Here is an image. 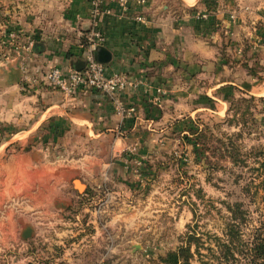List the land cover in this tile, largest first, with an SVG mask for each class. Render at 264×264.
<instances>
[{"label":"crops","instance_id":"0c3cea01","mask_svg":"<svg viewBox=\"0 0 264 264\" xmlns=\"http://www.w3.org/2000/svg\"><path fill=\"white\" fill-rule=\"evenodd\" d=\"M110 8L100 22L111 54L105 66L138 82L120 96L133 112L120 113L99 90L68 96L45 80L53 66L83 67L88 0L38 1L32 46L0 66V121L20 123L0 143V200L13 201L5 215L23 216L19 236L29 227L32 238L42 219L60 218L79 192L75 180L84 190L112 186L141 169L175 115L218 102L225 110L229 87L264 96V0H128Z\"/></svg>","mask_w":264,"mask_h":264},{"label":"rangeland","instance_id":"374dc122","mask_svg":"<svg viewBox=\"0 0 264 264\" xmlns=\"http://www.w3.org/2000/svg\"><path fill=\"white\" fill-rule=\"evenodd\" d=\"M38 1L0 0V42H5L0 45V66L22 42L33 41ZM238 92L235 87L223 91L225 110L218 102L212 110L175 115L174 124L164 130V141L158 148L152 145L155 152L147 164L119 175L115 185L107 181L83 187L60 218L47 223L42 219L40 232L32 238L25 237L31 234L29 227L19 236L23 216L5 215L13 201L1 198L0 264H156L181 243L186 231L211 244L212 235H222L229 216L226 204L234 202H240L245 218L241 230L249 238L264 216L263 192L257 188L264 177V96L250 100V94ZM234 114L236 122L225 121ZM12 120L0 121V143L18 128L20 123ZM191 127L202 128L203 140L211 145L213 136L223 140L233 135L245 163L232 164L222 148L206 149L196 160L184 138L191 136ZM208 160L221 168L213 170ZM10 223L16 226L11 233Z\"/></svg>","mask_w":264,"mask_h":264},{"label":"trees","instance_id":"16d2710c","mask_svg":"<svg viewBox=\"0 0 264 264\" xmlns=\"http://www.w3.org/2000/svg\"><path fill=\"white\" fill-rule=\"evenodd\" d=\"M248 99L254 100L255 98L250 95ZM237 120L235 114L225 119L228 123ZM187 132L191 136L185 135L184 138L192 146L196 160L200 159V155L206 149L215 151L222 148L229 154L225 158L232 164L245 163L244 158L238 153L237 145L232 140L233 135L224 134L226 136L223 140L213 136L215 145H211L203 140L205 134L202 128L191 127ZM207 163L213 170L221 168L218 162L208 160ZM261 164L264 165V161ZM257 188L263 192L262 201L264 202V177L259 180ZM240 206V202L226 204L229 216L224 221L222 235H212L211 244H206L195 231H186L181 243L175 249H170L164 255L159 256L156 264H194V260H197L199 264H264V216L259 220L251 236L245 239L241 230V223L245 218Z\"/></svg>","mask_w":264,"mask_h":264},{"label":"built area","instance_id":"2783aa9c","mask_svg":"<svg viewBox=\"0 0 264 264\" xmlns=\"http://www.w3.org/2000/svg\"><path fill=\"white\" fill-rule=\"evenodd\" d=\"M89 1V26L85 33L84 65L81 69L64 70L59 66L51 67L45 74V80L54 88L65 95L71 96L79 91L99 90L108 95L117 111L124 113L133 112V108L124 107L120 96L130 86H137L138 82L131 80L121 72L108 73L104 63L95 59L94 52L104 45L105 35L101 30L100 22L104 16L111 14V3H118L125 7L128 0H88ZM139 3L144 0H137ZM142 21L143 17H136ZM11 33V39L15 38ZM5 42H0V45ZM33 41L24 43L21 48L30 49ZM20 48V49H21ZM6 58H8L6 56Z\"/></svg>","mask_w":264,"mask_h":264},{"label":"water","instance_id":"95a60500","mask_svg":"<svg viewBox=\"0 0 264 264\" xmlns=\"http://www.w3.org/2000/svg\"><path fill=\"white\" fill-rule=\"evenodd\" d=\"M94 56L98 62L104 64L111 59V54L109 50L106 49L104 46H100L97 50H95ZM76 69H81V68H76ZM73 183L79 191L84 187V185L82 183L77 182V180H75Z\"/></svg>","mask_w":264,"mask_h":264}]
</instances>
